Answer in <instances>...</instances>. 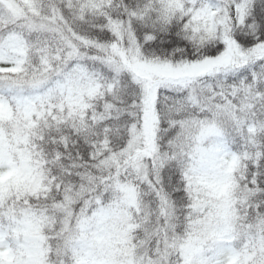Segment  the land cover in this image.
Masks as SVG:
<instances>
[{
	"label": "snow or ice",
	"instance_id": "1",
	"mask_svg": "<svg viewBox=\"0 0 264 264\" xmlns=\"http://www.w3.org/2000/svg\"><path fill=\"white\" fill-rule=\"evenodd\" d=\"M0 264H264V0H0Z\"/></svg>",
	"mask_w": 264,
	"mask_h": 264
}]
</instances>
